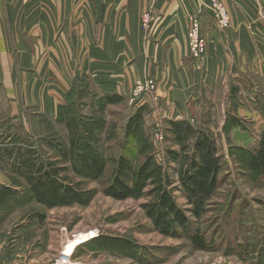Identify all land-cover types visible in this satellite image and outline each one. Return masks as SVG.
<instances>
[{
	"label": "crops",
	"instance_id": "1",
	"mask_svg": "<svg viewBox=\"0 0 264 264\" xmlns=\"http://www.w3.org/2000/svg\"><path fill=\"white\" fill-rule=\"evenodd\" d=\"M220 1L231 19L226 30L208 11L210 0H0L1 116L14 126L29 113L56 118L79 74L102 95L127 102L136 80L154 79V96L141 102L152 119L186 120L204 129L202 120L217 117L222 128L237 113L262 126L264 97L256 99L242 66L253 58L257 65H248L264 76V0ZM148 11L152 21L143 32L140 20ZM195 18L208 42L198 60L187 47ZM211 87L219 88L217 98ZM241 95L254 105L238 112ZM4 166L10 161L0 160V167L8 179L17 177ZM4 244L0 239V254Z\"/></svg>",
	"mask_w": 264,
	"mask_h": 264
},
{
	"label": "rangeland",
	"instance_id": "2",
	"mask_svg": "<svg viewBox=\"0 0 264 264\" xmlns=\"http://www.w3.org/2000/svg\"><path fill=\"white\" fill-rule=\"evenodd\" d=\"M262 7L264 15V6ZM224 8L229 22L227 28L222 30L228 29L231 23L229 12L225 6ZM204 40L206 47L202 56L208 44L205 38ZM252 60L245 59L246 63L242 67L250 75L258 99L264 97V76H260L256 67L248 65H257L253 58ZM86 80L84 77L78 78L77 91L87 83ZM89 85L84 95L72 94L70 109L86 117L97 118L103 114L105 127L101 138L106 155L131 156V153H136L138 144L133 139L127 140L128 148L122 147L126 145L123 128L128 115L140 108L137 106L145 107L147 104L139 103L130 109L129 100H124L120 104L103 107L102 94L91 83ZM157 88L155 82V90ZM211 89L212 97L217 98L219 88ZM240 99L241 103L236 101L238 112L254 105L251 103L250 107L243 95ZM168 108L173 115L174 108ZM262 110L264 111V103ZM31 112L37 113V108H33ZM147 114L143 118V138L153 145L157 163L166 167V150H178V146L171 142L172 136L167 125L173 120L165 122L149 118ZM1 115L0 113V145H10L12 141L19 140L26 144L33 142L39 157L44 160L57 156L56 148L49 145L67 146L68 131L58 122L57 117L46 118L29 113L25 122L14 126ZM235 116L233 118L241 124L239 129L231 125L220 128L217 117L200 122L206 126L205 130H212L222 166L218 188L208 204L207 212L198 222L191 221V228L199 229L206 237L209 247L207 250L195 249L182 237L161 235L140 207L145 199L116 201L102 194V181H86L83 183L84 188L97 190L88 206L47 209L30 200L25 205L0 209V239L5 243L0 260L6 261V264H65L60 258L68 256L66 264H264V179L253 177L246 168L248 154L258 148L260 136L264 132V116L262 126L255 117H241L237 113ZM86 117L80 118V123L88 125ZM111 125H115V135L108 139L106 128L108 130ZM80 139L82 144L84 139ZM128 150L130 154L127 153ZM5 159L11 161L1 152L0 160ZM66 165V175L75 181L80 180L69 164ZM9 167L14 170L12 166L3 168ZM15 174L17 177L8 179V175L0 167V186L12 189L21 200L28 196L29 187L23 177L16 172ZM176 198L180 206L186 207L181 194L176 193ZM37 215L44 219L41 221ZM92 232H96V235L72 247L68 255L64 254L63 248L69 240L73 237H85ZM99 235L128 240L132 246V254L96 247L91 240Z\"/></svg>",
	"mask_w": 264,
	"mask_h": 264
},
{
	"label": "trees",
	"instance_id": "3",
	"mask_svg": "<svg viewBox=\"0 0 264 264\" xmlns=\"http://www.w3.org/2000/svg\"><path fill=\"white\" fill-rule=\"evenodd\" d=\"M83 77L86 78L83 75L76 77L66 94V104L58 108L57 120L65 126L69 137L67 146L49 145L56 148V157L41 159L33 142L26 144L19 140L0 145V154H6L14 171L29 187L27 199L19 200L12 189L0 186V209H7L9 204L13 205L11 207L25 205L30 200L47 209L88 206L97 190L84 188L83 183L102 181V194L113 200L145 199L140 207L161 235L182 237L195 249L207 250L206 237L199 229L191 228V221L198 222L205 215L219 184L222 166L213 132L195 128L186 121H166L171 142L178 146V150H166V167H163L154 158L153 145L143 138V118L147 109L140 107L127 117L123 128L126 145H122L128 148L127 140L133 139L138 144V151L131 156L106 155L101 138L105 127L103 114L97 118L86 117L70 109L72 94L82 96L90 87L86 80L87 83L77 91L78 78ZM102 98L103 107L124 101L114 94H105ZM83 117L87 118L88 125L80 123L79 119ZM228 125L241 124L232 117ZM115 130V125L106 128L108 139L115 135ZM80 138L84 139L82 144ZM127 153L130 154L129 150ZM66 164L80 180L75 181L66 175ZM246 168L253 177L264 179V132L258 148L248 154ZM176 193L184 197L186 207L178 204ZM37 216L41 221L44 219ZM91 242L103 250L132 254L131 243L125 239L99 235Z\"/></svg>",
	"mask_w": 264,
	"mask_h": 264
},
{
	"label": "built area",
	"instance_id": "4",
	"mask_svg": "<svg viewBox=\"0 0 264 264\" xmlns=\"http://www.w3.org/2000/svg\"><path fill=\"white\" fill-rule=\"evenodd\" d=\"M208 11L213 15L217 25L222 28H227L229 18L225 11V8L220 0H210L207 6ZM152 21V14L150 11L144 13L141 17V28L143 32H146ZM187 47L190 53V57L194 60H198L202 57V53L205 50L206 42L200 33V24L197 18L192 19L189 23L187 31ZM155 80L152 78L138 79L134 82L129 94V103L132 106H136L144 99L151 98L155 93ZM65 264L68 261V256L60 258ZM66 261V262H65Z\"/></svg>",
	"mask_w": 264,
	"mask_h": 264
},
{
	"label": "bare ground",
	"instance_id": "5",
	"mask_svg": "<svg viewBox=\"0 0 264 264\" xmlns=\"http://www.w3.org/2000/svg\"><path fill=\"white\" fill-rule=\"evenodd\" d=\"M94 235H96V232H92V233L88 234V235L85 236V237H79V238H77V237H73V238H72L71 240H69V241L66 243V245L64 246V248H63V252H64V254L70 252L71 249H72V247L74 248V246L78 245L81 241H83V240H85V239H87V238H89V237H91V236H94Z\"/></svg>",
	"mask_w": 264,
	"mask_h": 264
}]
</instances>
